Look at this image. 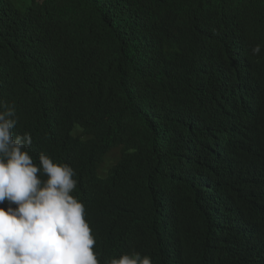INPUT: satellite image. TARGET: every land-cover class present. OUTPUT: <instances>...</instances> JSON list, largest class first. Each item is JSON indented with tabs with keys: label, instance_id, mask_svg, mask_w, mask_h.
Listing matches in <instances>:
<instances>
[{
	"label": "clouds",
	"instance_id": "9594fccd",
	"mask_svg": "<svg viewBox=\"0 0 264 264\" xmlns=\"http://www.w3.org/2000/svg\"><path fill=\"white\" fill-rule=\"evenodd\" d=\"M238 1L198 0L184 20L175 1L150 7L169 50L166 77L198 90L183 108L204 147L232 142L262 93L264 2L237 10ZM44 2L0 0V264H153L132 250L138 237H112L144 221L137 207L148 211L158 186L135 171L121 139L116 106L128 81L85 53L82 15ZM192 151L176 164L187 177Z\"/></svg>",
	"mask_w": 264,
	"mask_h": 264
},
{
	"label": "trees",
	"instance_id": "16d2710c",
	"mask_svg": "<svg viewBox=\"0 0 264 264\" xmlns=\"http://www.w3.org/2000/svg\"><path fill=\"white\" fill-rule=\"evenodd\" d=\"M174 1V18L184 20L198 0L44 2L49 8L82 15L91 31L85 53L96 55L105 71L127 79L128 94L116 106L126 118L121 139L135 171L156 177L153 184L158 186L152 188L148 211L146 206L137 207L146 215L144 221L112 232V237L125 242L138 237L132 250L150 256L153 264H264V83L259 79L260 98L232 142L198 144V128L190 127L183 108L185 99L188 103L198 90L174 86L166 77L169 50L163 31L150 17L151 6L167 11ZM250 1L258 7L264 2ZM237 4V10L249 6L248 0ZM256 79L252 72L253 85ZM223 89L228 92L231 85ZM189 146L193 148L189 156L196 158L194 177L176 168ZM205 166L210 170L204 171Z\"/></svg>",
	"mask_w": 264,
	"mask_h": 264
}]
</instances>
